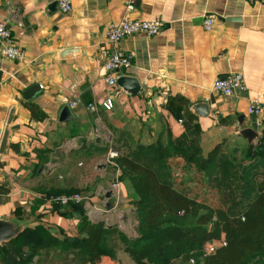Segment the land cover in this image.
I'll use <instances>...</instances> for the list:
<instances>
[{
    "label": "crops",
    "instance_id": "1",
    "mask_svg": "<svg viewBox=\"0 0 264 264\" xmlns=\"http://www.w3.org/2000/svg\"><path fill=\"white\" fill-rule=\"evenodd\" d=\"M71 1L73 10L65 14L58 5L51 9L57 0H0V21L24 53L22 61L0 58V221L75 237L82 215L50 202L74 191L87 193L84 210L92 222L114 217V200L105 201L100 191L116 179L118 167L108 155L121 147L118 139L148 145L196 129L203 148L258 147L264 123L247 110L254 99L264 102V0H135L131 18L160 19L164 27L157 36L137 34L120 44L133 65L119 75L137 81L134 94L105 82L106 31L127 15L125 1ZM209 17L213 28L207 31ZM234 73L244 75L246 91L216 94L213 83ZM109 97L111 111L102 107ZM179 99L185 103L179 106ZM74 101L79 104L70 109ZM29 104L47 118L34 120ZM199 105L204 108L197 111ZM66 107L72 119L62 121ZM255 123L260 138L250 144L240 131ZM124 197L117 210L129 223L134 206L126 187ZM5 256L0 248V264H13Z\"/></svg>",
    "mask_w": 264,
    "mask_h": 264
},
{
    "label": "trees",
    "instance_id": "2",
    "mask_svg": "<svg viewBox=\"0 0 264 264\" xmlns=\"http://www.w3.org/2000/svg\"><path fill=\"white\" fill-rule=\"evenodd\" d=\"M183 103L179 99L178 105ZM27 106L34 120L47 118L36 105ZM194 118L189 113L188 120ZM192 131L181 138L168 136L166 142L138 143L134 149L126 143L114 147L120 153L115 162L123 171L122 181L130 185L137 236L92 222L84 203L73 204L70 208L82 215L77 236H56L41 225L28 228L0 247L4 260L13 257V264H31L39 256L43 264H99L102 257L117 261L122 250L135 264H189L191 259L196 264H264V134L256 149L238 147L233 155L218 145L204 158L200 132ZM123 148L130 150L124 153ZM239 148L245 149L238 163ZM173 158H183L188 169L204 174L208 193L203 188L199 192L204 196L215 191L220 198L216 207L199 201L193 188H176L169 164ZM222 188L235 194L229 207L221 202ZM222 233L227 245L200 260L204 244Z\"/></svg>",
    "mask_w": 264,
    "mask_h": 264
},
{
    "label": "built area",
    "instance_id": "3",
    "mask_svg": "<svg viewBox=\"0 0 264 264\" xmlns=\"http://www.w3.org/2000/svg\"><path fill=\"white\" fill-rule=\"evenodd\" d=\"M85 2L87 0H79ZM126 4L127 15L124 16L118 22H112L108 25L106 31V37L108 43L111 46L109 57L105 63L106 77L105 82L111 88L117 87V80L120 78V72L132 67V56L125 53L120 44L127 37L145 34L149 37L157 36L161 33L164 23L160 19H136L131 18L130 14L135 10V0H124ZM58 8L61 12L67 14L73 10V3L71 0H57ZM213 28V19L211 17L204 21V29L209 31ZM0 58L10 61H22L24 59V53L20 47H18L14 37L12 36L11 29L4 21H0ZM213 91L224 97H231L236 92L246 91V84L244 75L242 73H234L227 78L217 79L212 86ZM79 102L74 101L69 104L70 109H75ZM102 107L111 111L114 108V99L112 97L107 98ZM88 109L92 112L97 110L94 104L88 105ZM248 114L256 119L259 124L264 123V102L260 99H254L251 101L248 107ZM119 153L116 151L109 152V159L113 160L118 157ZM121 172L118 167L117 176L115 181L109 188L102 189L100 196L103 199H115L118 202L124 198L123 184L120 181ZM109 193H112L110 198L107 197ZM85 201V197L79 193L75 194H61L59 196H52L51 203H55L61 206H70L73 204H80ZM226 234L222 233L219 239L207 241L202 250L200 260H204L214 255L218 249L225 247ZM196 259H191L190 264H196Z\"/></svg>",
    "mask_w": 264,
    "mask_h": 264
},
{
    "label": "rangeland",
    "instance_id": "4",
    "mask_svg": "<svg viewBox=\"0 0 264 264\" xmlns=\"http://www.w3.org/2000/svg\"><path fill=\"white\" fill-rule=\"evenodd\" d=\"M162 140H164V142H166L167 138H166V140L165 139H162ZM126 141H128L127 143H129L131 149L132 148L134 149V147L139 143L136 140H126ZM198 141L200 142V137L198 138ZM117 145H120L121 148L123 146L122 142L119 139L117 141ZM213 149L210 150V149H207V148H203L202 147V149H201V155L204 158H206ZM244 149L245 148H239V149H237L236 155H238L239 159L238 160L235 159V161L237 160L238 163L242 159ZM129 150H128V148L127 149L126 148H123V151L122 152L126 153ZM234 150L235 149H230L229 150V153H232L233 154ZM224 151H228V150L225 149ZM233 155H235V152H234ZM119 157H120V153H119L118 157H116L113 160L116 161ZM169 164H170V166L172 168V171H173L174 183L176 184V188L177 189L178 188H181V187L193 188V192L199 193L198 196H197V198H198L199 201H201L203 203H206L207 205H210L212 207H216L217 206V204L220 201V198L217 195V193H215V191H211V192H209V195H204V196L202 194H200V192H199V188H201V189L203 188L204 189V190H202V191H204L203 193H208V192H205L206 189L208 190V187L206 186L207 182L205 181L204 174H202L201 172H199L195 167L188 169V167L186 166L185 160L183 158H173V159H170L169 160ZM117 167H118V165H117ZM119 170L121 172V177H123V171L120 168H119ZM121 177H120L121 183L124 185V187L127 188L128 192H129L130 191V187H129L130 185H129V183L127 181H122V178ZM124 187H123V189H124ZM123 192H124V190H123ZM75 193H79V194H81L82 196L85 197V201L82 202V203H80V204H83V203H85L87 201V197H88L87 193H84V191H82V192L81 191H79V192L78 191H74V192H71L69 194H75ZM56 196H59V195H56ZM234 196H235V194L233 193V191H230L229 189L222 188L221 202L223 203L224 206H226V207L228 206L229 207L233 203ZM54 198H55V196H54ZM106 200H108V199L106 198L105 201ZM113 200L114 201L110 200V201H112V202H110L111 203L110 204V210H112V208H114V206L117 209L120 210V208L123 206V204H125L126 201H127V199H125V197L122 200H120V202H118L115 199H113ZM117 209L115 210V211H117V213L114 215V217L113 216H111V217L109 216L107 218L105 217V220H103V222L107 226H109V227L110 226H113V225L118 226L119 229H121L122 231H124L126 233V235H128L129 237H135V236H137V232L135 230V224L136 223L134 221V218L133 217H130L132 220L129 221V223L122 221L121 220L122 217L120 216L121 213ZM103 210H105V209H103ZM115 211H113V213ZM105 213H107V212L105 211ZM96 215H97V217H99L101 215V212L96 213ZM97 217H93V221H96L97 220ZM102 217L103 216H100V218H102ZM97 222H100V221L98 220ZM31 228H33V227H31ZM39 258H40L39 256H36L32 263L36 262ZM117 258L119 259V261H117V262H119L121 264H135L128 257V255L125 254L122 250H119L118 251ZM112 262L110 260H108V261L107 260H102V258H101L100 261H99V264H109V263H112Z\"/></svg>",
    "mask_w": 264,
    "mask_h": 264
},
{
    "label": "water",
    "instance_id": "5",
    "mask_svg": "<svg viewBox=\"0 0 264 264\" xmlns=\"http://www.w3.org/2000/svg\"><path fill=\"white\" fill-rule=\"evenodd\" d=\"M57 3H54L51 5L52 10H56ZM117 85L124 87L125 89H131L132 93H137L140 90V87L137 83V81L133 78L128 77H120L117 80ZM204 105L197 106L196 110L199 111L200 109H203ZM203 115V113H200ZM72 119V113L68 107H66L61 115L62 121H68ZM258 123H255L253 128L244 129L240 131V135L244 137L248 143L252 144L254 141L259 140V135L257 133L258 130ZM112 196V193H109L107 195L108 198ZM214 229V226L212 227V230ZM24 229L21 226H17L13 222H6V221H0V245L4 243H9L12 239L17 238Z\"/></svg>",
    "mask_w": 264,
    "mask_h": 264
}]
</instances>
